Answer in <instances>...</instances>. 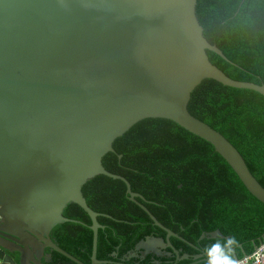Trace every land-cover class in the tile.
I'll list each match as a JSON object with an SVG mask.
<instances>
[{"label":"water","instance_id":"95a60500","mask_svg":"<svg viewBox=\"0 0 264 264\" xmlns=\"http://www.w3.org/2000/svg\"><path fill=\"white\" fill-rule=\"evenodd\" d=\"M196 3L0 0V264H43L50 257L45 249L83 264L50 237L57 225L80 223L62 215L70 203L91 221L90 264L102 263L97 217L111 216L89 208L82 193L99 175L122 181L128 199L166 233L165 239L146 237L135 249L158 254L168 247L178 256L170 237L183 239L136 200L144 197L124 177L102 165L115 139L144 119L171 121L209 143L264 204V188L235 147L187 109L206 79L264 96L263 84L233 80L210 62L207 51L230 63L203 36ZM217 237L229 239L215 230L198 241ZM194 259L207 264L209 257L204 252Z\"/></svg>","mask_w":264,"mask_h":264},{"label":"trees","instance_id":"16d2710c","mask_svg":"<svg viewBox=\"0 0 264 264\" xmlns=\"http://www.w3.org/2000/svg\"><path fill=\"white\" fill-rule=\"evenodd\" d=\"M196 16L205 39L230 61L207 51L210 62L233 80L264 85V0H197ZM187 109L235 147L264 188V96L206 79L192 91ZM113 149V153L103 156V167L124 177L131 191L144 197L143 201L136 200L185 241L194 243L204 231L219 230L224 237H236L241 247L234 250L240 258L251 253L264 238V204L244 188L206 141L171 121L149 118L115 139ZM82 193L89 208L111 216L97 217L103 226L98 230L99 261H122L123 254L132 251L152 230L160 231L128 199L120 180L96 176L86 182ZM62 215L80 223L57 225L51 239L78 261L90 264L89 217L72 203ZM218 238L202 240L205 251ZM226 241L221 239L222 244ZM172 242L181 244L174 238ZM114 252L116 258L111 256ZM58 263L73 264L53 252L49 264ZM140 264L153 263L147 257Z\"/></svg>","mask_w":264,"mask_h":264},{"label":"flooded vegetation","instance_id":"af4514ba","mask_svg":"<svg viewBox=\"0 0 264 264\" xmlns=\"http://www.w3.org/2000/svg\"><path fill=\"white\" fill-rule=\"evenodd\" d=\"M152 225H153V223H152ZM102 228H103V226H102ZM160 231H158L156 229L155 230H152L151 231V234H148L147 236H145V238L146 237H154V238H162V239H165L166 233L164 231H162L161 229H160ZM162 232H164L163 235H162ZM203 233H208V231H204ZM172 238H174V237H170V242H171L172 246L174 247V249L178 251V256L170 248H168V247H166L165 249H160V248L156 249L159 252L158 254H155L152 251H150V253H148V254H145L141 250H136L135 247H134L132 249V251H128L126 254H123L125 256L122 259H120L122 261H118L116 259H114V260H103V261H100V262H102L100 264H130V262H124V261H128V260H131V259L141 261V262H139V264H140L147 257H149L151 259V262L153 264H203L202 262H197V260L194 259V257L196 255H199V254L204 253V252L206 253L205 248H204V245L202 243V240L201 241H198L197 240L196 242L193 243V242L185 241L181 237L183 240L178 239V238H174V239H178L181 242V244H178V243L177 244H174L172 242ZM144 239H142V240H144ZM203 240H211V239H203ZM5 254H7L10 258H12L15 263L18 262V257H19L18 255L14 254L13 252H5ZM44 254L45 255H50V257H45L46 259L43 258L41 260V262L43 264H49L52 261L53 251L52 252H49L47 249H45V253ZM114 254L115 255L112 256V257L113 258H116V255L117 254L115 252H114ZM107 262H110V263H107ZM72 263L73 264H76L74 262H72ZM90 263H91V261H90ZM135 263L137 264V262H135ZM58 264H62V263H58ZM64 264H66V263H64Z\"/></svg>","mask_w":264,"mask_h":264},{"label":"clouds","instance_id":"9594fccd","mask_svg":"<svg viewBox=\"0 0 264 264\" xmlns=\"http://www.w3.org/2000/svg\"><path fill=\"white\" fill-rule=\"evenodd\" d=\"M221 239L218 238L216 243L206 248L209 257L207 264H264V247L253 253L251 257L240 259L233 252V249L239 245L236 237H231L223 244Z\"/></svg>","mask_w":264,"mask_h":264},{"label":"built area","instance_id":"2783aa9c","mask_svg":"<svg viewBox=\"0 0 264 264\" xmlns=\"http://www.w3.org/2000/svg\"><path fill=\"white\" fill-rule=\"evenodd\" d=\"M262 247H264V238L259 242V244L254 248V250L251 253L243 255L242 257H240V259H245L247 257H251L253 255V253L257 252Z\"/></svg>","mask_w":264,"mask_h":264},{"label":"crops","instance_id":"0c3cea01","mask_svg":"<svg viewBox=\"0 0 264 264\" xmlns=\"http://www.w3.org/2000/svg\"><path fill=\"white\" fill-rule=\"evenodd\" d=\"M199 239V238H198ZM241 247V245H239V248ZM234 250V249H233ZM234 254H235V250H234ZM236 255V254H235Z\"/></svg>","mask_w":264,"mask_h":264}]
</instances>
